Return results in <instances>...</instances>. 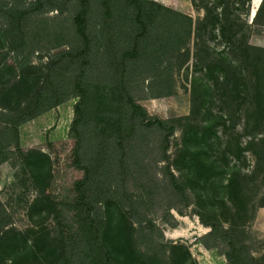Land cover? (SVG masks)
Listing matches in <instances>:
<instances>
[{"label":"trees","instance_id":"1","mask_svg":"<svg viewBox=\"0 0 264 264\" xmlns=\"http://www.w3.org/2000/svg\"><path fill=\"white\" fill-rule=\"evenodd\" d=\"M219 3L220 12L212 3L195 23L158 0H0V165L30 157L21 145L22 124L78 99L69 130L76 196L53 211L63 243L54 264L131 262L106 243L113 206L143 224L158 207L170 213L193 203L189 181L169 163L180 120L151 114L141 100L174 93L175 59L200 26L219 27L222 37L232 32L234 55L220 54L207 74L221 78L237 109L249 104L254 139L264 134V47L250 43L248 29L264 24V0L251 23L231 16L228 1ZM44 49V74L29 77L34 53ZM192 161L204 170L199 152ZM196 214L210 229L213 244L204 240L206 247L221 249L229 264H250L248 248L216 214ZM12 222L0 198V234Z\"/></svg>","mask_w":264,"mask_h":264},{"label":"rangeland","instance_id":"2","mask_svg":"<svg viewBox=\"0 0 264 264\" xmlns=\"http://www.w3.org/2000/svg\"><path fill=\"white\" fill-rule=\"evenodd\" d=\"M158 1L191 15L195 23L212 3L217 5L214 13L223 6L220 0ZM225 1L231 16L251 23L263 0ZM248 29L250 43L264 47V24ZM231 33L222 37L219 27L200 26L175 59L174 93L141 100L151 114L180 120L171 137L169 163L189 181L194 200L170 213L158 207L143 224L129 222L125 210L111 207L106 243L122 261L132 258L126 264H229L221 249L204 245L213 240L206 237L210 229L201 223L198 210L216 214L236 233L249 250L250 264H264V134L254 139L246 121L249 104L237 109L222 91L221 78L208 77L206 69L220 54L234 55ZM32 60L29 77L39 78L49 54L39 50ZM77 100L22 124L21 145L30 157L0 167V198L13 216L0 234V264H54L63 250L53 211L76 196L69 130ZM195 151L204 169L199 172L192 164Z\"/></svg>","mask_w":264,"mask_h":264},{"label":"crops","instance_id":"3","mask_svg":"<svg viewBox=\"0 0 264 264\" xmlns=\"http://www.w3.org/2000/svg\"><path fill=\"white\" fill-rule=\"evenodd\" d=\"M20 135H21V134H20ZM5 163H8V162H5ZM5 163H3L2 165H0V167H1V166H4Z\"/></svg>","mask_w":264,"mask_h":264},{"label":"water","instance_id":"4","mask_svg":"<svg viewBox=\"0 0 264 264\" xmlns=\"http://www.w3.org/2000/svg\"><path fill=\"white\" fill-rule=\"evenodd\" d=\"M257 12V11H256ZM256 12H255V14L253 15V16H255L256 15Z\"/></svg>","mask_w":264,"mask_h":264}]
</instances>
